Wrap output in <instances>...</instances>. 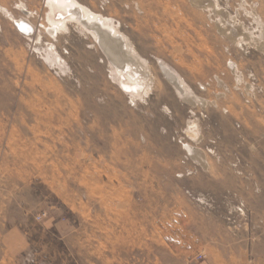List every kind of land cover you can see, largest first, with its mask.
I'll use <instances>...</instances> for the list:
<instances>
[{"label":"rangeland","instance_id":"rangeland-1","mask_svg":"<svg viewBox=\"0 0 264 264\" xmlns=\"http://www.w3.org/2000/svg\"><path fill=\"white\" fill-rule=\"evenodd\" d=\"M218 1L252 40L191 0H77L148 60L134 93L47 0H0V264H264V0Z\"/></svg>","mask_w":264,"mask_h":264},{"label":"bare ground","instance_id":"bare-ground-1","mask_svg":"<svg viewBox=\"0 0 264 264\" xmlns=\"http://www.w3.org/2000/svg\"><path fill=\"white\" fill-rule=\"evenodd\" d=\"M191 2H193L195 7L205 8L210 16L215 18L216 24H221L220 32L222 34H224V31L230 30L228 38L234 40L237 44H242L244 40H246V42L248 39L252 40V35H250L251 32L249 33L246 27L243 30V25L235 20L231 13H228V9H223L218 0H191ZM47 5L52 7L53 14L57 9L60 10L58 17L60 20L58 21V24L47 28L48 32L52 34L55 30L63 31L68 28L69 21H76V23L81 26H79L81 32L84 34L91 33L96 37L98 47L104 54H106L109 65L116 69L119 75L123 77L124 82L122 84L124 88L137 93L141 88H149L152 85L151 67L148 60L145 59L138 50H135L130 38L121 33L118 30L117 25L111 23L112 20L109 21L105 16L102 17L92 12V10L86 6L79 5L77 0H47ZM254 10L253 15L257 19L258 15H256ZM64 13L69 15L68 19L65 18ZM256 21L259 25L260 21L258 19ZM16 23H18L17 26L23 33L35 29L32 23L24 19L17 20ZM51 47L53 48V45ZM132 55L138 56V58ZM158 65H160L164 77L172 82L183 99L196 105L198 103L203 106L206 104L207 101L204 98L197 97V95L193 94L184 78L174 72L169 65H166L162 60H158ZM199 130L200 125L195 121H191L187 133L194 139H198L200 137ZM190 146L191 145H188L187 148L192 156L204 161L203 159L205 156L203 155V152L194 146ZM203 163H205V161ZM207 164H209L208 160Z\"/></svg>","mask_w":264,"mask_h":264},{"label":"water","instance_id":"water-1","mask_svg":"<svg viewBox=\"0 0 264 264\" xmlns=\"http://www.w3.org/2000/svg\"><path fill=\"white\" fill-rule=\"evenodd\" d=\"M28 32H31V30L27 31V33H28ZM27 33L25 32V34H27Z\"/></svg>","mask_w":264,"mask_h":264}]
</instances>
